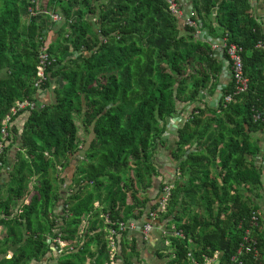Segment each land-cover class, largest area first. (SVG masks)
Segmentation results:
<instances>
[{"label": "trees", "instance_id": "obj_1", "mask_svg": "<svg viewBox=\"0 0 264 264\" xmlns=\"http://www.w3.org/2000/svg\"><path fill=\"white\" fill-rule=\"evenodd\" d=\"M193 5L195 25H186L188 32L182 33L167 0H0V72H5L0 74V141L2 122L18 100L43 101L39 109L13 116L9 128L0 171L9 169L10 147L18 151L10 187L0 193V226L7 230L0 250L20 248L0 264H22L51 252L41 235L52 236L57 229L53 172L82 151L75 116L94 138L84 152L79 189L69 198L60 233L67 242L79 237L81 244L60 264H86L87 259L110 264L104 227L118 230V253L124 264H134L137 240L128 239L119 225L143 218L148 201L139 196L141 188L152 186L154 150L178 103L197 102L201 90L216 88L222 65L211 45L195 35L200 28L213 32L216 25L228 43L243 48L249 88L230 103L221 99L216 108L209 107L212 116L194 107L178 127L176 161L195 143L203 150L180 163L189 181L174 185L163 222L172 220L169 226L175 224L184 237L167 235L171 250L161 257L167 264H206L219 255L220 264H234L251 227L249 194L258 195L263 187L262 172L249 161L259 151L251 133L264 129L263 22L251 12L250 0H193ZM51 12L61 21L52 20ZM42 46L51 64L44 83L36 85ZM234 89L232 77L223 95ZM22 117L24 126L16 129ZM33 181L36 194L12 216ZM198 206L202 213L194 214ZM84 222L89 227L82 234ZM251 239L259 258L245 253L240 261L264 264L260 227L252 229Z\"/></svg>", "mask_w": 264, "mask_h": 264}, {"label": "crops", "instance_id": "obj_2", "mask_svg": "<svg viewBox=\"0 0 264 264\" xmlns=\"http://www.w3.org/2000/svg\"><path fill=\"white\" fill-rule=\"evenodd\" d=\"M180 3L183 6V15L179 19V26L182 33L188 32L186 29V19L189 17V12L191 5L193 7V14H194V5L193 0H179ZM252 4V13L259 18L260 21L263 22V30H264V0H250ZM216 30L213 32H210L207 28L199 30V34L202 30H205L207 32V36L203 35L200 37L198 33H196V37L199 40H202L204 42H208L213 51L215 57L220 61L222 68L221 72L218 74L216 88L210 90V88H206L205 90H201V94L199 96V101L197 102H179L178 103V110L177 113L173 117L180 116L181 120L177 121L176 126L171 123V119H169V122L166 126V131L162 135L161 139L157 141V146L154 150V156H153V164L157 170V174L153 177V182L151 187L141 188L140 197L142 200L146 199L148 201V205L146 207L145 213L143 215V218L140 221H132L135 224V229H129L128 232V239H136L137 240V246L139 251V257L134 259V264H167V260L165 258H162V255H169L170 251L167 253H163V231L170 229L171 227L175 226L173 223L169 226V221H164V214L160 215L159 218L155 219L154 222V230L147 236H144L142 234L141 229L143 228L145 223L150 222L149 217L150 213L152 211H160V204L163 197V189L167 187L168 185H171L174 187V185L178 182L183 181L184 183L188 182V176L187 174H183L180 170V163L185 160L189 154L196 151H202V146H198V143H195L186 153L185 157L181 161H176L173 156V152L176 149V144L178 142V127L181 126L183 123H185L188 118L190 117V114L194 107H201L204 110H207L204 113L205 116H212V113L208 110L209 107L216 108L218 106L219 102L217 103V99L220 95V93L223 94L222 90L227 84L232 80V75H230L231 71V65L225 62V66L223 61L220 59L221 57V49L223 47L224 38L222 36V30L219 28L218 25H216ZM212 38L211 41L208 38ZM264 46V44H263ZM262 46V47H263ZM225 57L228 59L226 54H224ZM224 68H226L224 70ZM5 72H0L2 75ZM220 86V88H219ZM25 123V119L23 117L21 119H17L14 123V127L17 129H22ZM168 124H170L168 126ZM89 134L90 136H88ZM80 136V134H79ZM84 136L86 138H89V142L85 146V150L88 149L90 142L93 140L94 135L92 132H88L87 130H84ZM252 139L254 142L259 146V151L256 153L254 157H250L249 161H252L257 169L262 172V182L263 187L258 190V195H250L249 197L251 201L248 204H252L253 206H256L258 208L259 213L261 214V223L259 225L260 229L264 232V129L259 130L257 132L251 133ZM81 140V148L83 144H86L83 139ZM202 145V144H200ZM84 149V148H83ZM18 151L17 146L10 147V150L8 152V170H2L0 171V193L6 194L7 190L10 187V171L15 163L16 154ZM85 151L79 152L76 156L71 157L69 164L66 167L58 166L57 171L53 172V176H55L58 180L56 181V188L58 192V201L55 203L54 209H53V220L56 223L57 229L54 230V234L50 236L48 233L42 234L41 238L43 241H47L51 245V252H48L46 255L41 256L37 259H32L29 261H25L22 264H60V261L64 258H66L68 255L74 253L79 247V241L80 238L73 239L69 242L65 241L62 237L61 233V227L63 226V217L66 216V213L69 209V198L72 197L74 194L78 192V186L76 185L77 179H79L82 175V173L79 171L81 167V163L84 159V153ZM219 163V161H218ZM218 171L219 168L217 167ZM213 171L217 170L213 169ZM215 175V174H214ZM216 176V175H215ZM37 177H35L34 180H36ZM35 182L33 181L30 185V195H27L25 199L20 201L18 205L14 208V213L12 216L18 215V213H22V207L23 205H28L32 199V197L36 194L35 190ZM163 187V188H162ZM105 199V197H104ZM130 202V201H129ZM159 205L156 210L153 209L154 206ZM99 204H96V207H98ZM217 207V206H216ZM153 209V210H152ZM194 214H200L202 213V209L200 206L195 207ZM65 212V213H64ZM166 213V212H165ZM103 217V216H102ZM100 224H104L103 221L100 222ZM85 225V222H84ZM104 230L107 232V228L104 227ZM160 230V236L156 234V231ZM82 233V231H81ZM7 236V230L5 227L0 226V241L3 240V238ZM107 238V237H106ZM63 242V243H62ZM20 245H15L7 248V250H0V263L4 260H10L14 257V255L19 250ZM91 250H94V247L91 248ZM219 258V256H218ZM218 261V259L209 260L207 264H215ZM117 264H124V260L121 254L118 253L116 258ZM86 264H95L94 262H91L87 259Z\"/></svg>", "mask_w": 264, "mask_h": 264}, {"label": "built area", "instance_id": "obj_3", "mask_svg": "<svg viewBox=\"0 0 264 264\" xmlns=\"http://www.w3.org/2000/svg\"><path fill=\"white\" fill-rule=\"evenodd\" d=\"M169 4V9L170 11L176 15L182 17L183 15V6L180 3L179 0H167ZM52 20L56 22H60L62 19V16L59 13H53L51 12ZM179 18V17H178ZM186 25L194 26L195 21L192 20V17H188L186 19ZM196 33H199V30L196 31ZM262 42L258 43V46H261ZM223 48L225 49V52L228 56V59L230 61L231 65V71H232V77L235 82V89L232 93L224 94L222 95V101L227 104L230 103L234 100V96L239 95L241 93H244L248 90L249 88V78L245 74L244 71V60H243V48L236 44V43H228L226 38H224L223 42ZM51 55L48 53L47 49L45 46H42L40 49V54H39V65L37 67V82L36 85H41L44 83V81L47 78V67L49 64H51ZM41 103V102H39ZM35 100H30V99H25V100H18L15 105L11 108L10 113L6 116V118L2 122V129H1V141H0V168L4 167V162L2 160L5 150L8 146V137H9V128L11 125L12 117L27 110H35L39 109L40 107L43 106V103L39 104ZM174 187L171 185H168L163 189V197H162V202L160 204L161 208L160 211H152L150 213V217L148 220L150 222L145 223L143 228L141 229L142 234L144 236L149 235L155 228L154 222L156 221L155 219L159 218L160 215H163L167 211V206L171 198V193L173 191ZM249 207L251 208V216H250V224L251 227L246 230L244 236H243V241L240 244V247L238 249L237 254L232 258V262L234 264H244L243 262L240 261V256H242L245 253H253L255 258L258 259L260 252L259 249L257 248V242L254 239H251L252 235V229L259 227L261 223V214L259 213L258 210L254 209V206L252 204H248ZM105 218V223L109 224L110 220L107 215L104 216ZM89 227V224L85 222V225L83 224V229H82V234H84V230ZM135 224L134 222L130 223H120L119 225V231L126 232L129 229H135ZM171 229V230H170ZM170 229L164 230L163 233V248L162 250L165 252H169L171 250V242L166 238L167 235L169 234H174L175 236H181L182 238L184 235L181 232H177L176 227L173 226ZM109 231L107 235V239L109 242V247H110V259L111 263L110 264H117L116 263V258L118 255V244L116 241V235L118 233V230L116 229H108ZM63 243V242H62ZM219 255H216L214 259H218ZM189 257L192 258V255L189 254ZM212 259V260H214ZM208 263V262H207ZM206 263V264H207ZM197 264V263H195Z\"/></svg>", "mask_w": 264, "mask_h": 264}, {"label": "water", "instance_id": "obj_4", "mask_svg": "<svg viewBox=\"0 0 264 264\" xmlns=\"http://www.w3.org/2000/svg\"><path fill=\"white\" fill-rule=\"evenodd\" d=\"M193 7H192V5H191V8H190V12H189V17H192V15H193ZM198 35L200 36V37H202L203 35H205V36H207V32L205 31V30H202L201 31V33L199 34L198 33ZM210 41H211V39L212 38H208ZM225 49L222 47V49H221V57H220V59L223 61V63H224V66H225V62H227L228 64H230V61H229V59H227L226 57H225ZM226 68H224V70H225ZM232 75V72L230 73V75L229 76H231ZM219 88H220V86H219ZM222 93H220V95H219V97H218V99H217V103L219 102V100L222 98ZM111 106V104L108 106V107H110ZM181 120V117L180 116H177V117H172L171 118V123L173 124V125H175L176 126V123H177V121H180ZM170 124H168V126H169ZM156 234H158L159 236H160V230H158V231H156ZM215 264H220V261L218 260Z\"/></svg>", "mask_w": 264, "mask_h": 264}, {"label": "rangeland", "instance_id": "obj_5", "mask_svg": "<svg viewBox=\"0 0 264 264\" xmlns=\"http://www.w3.org/2000/svg\"><path fill=\"white\" fill-rule=\"evenodd\" d=\"M184 13V12H183ZM176 16V15H175ZM181 16V15H180ZM180 16H176V17H179V19L181 18ZM54 33L52 34L51 33V35H50V37H49V39L51 40H53V37H54ZM51 93V92H50ZM51 96H54V93H51ZM41 103H43V101H41ZM75 120H76V123H77V125L79 126L78 127V129H79V134H80V136H79V139H80V137H81V139H83V141L86 143V144H83V146H82V151H83V148H84V151H85V146L87 145V143L89 142V138H86V136H84V127H82L83 125H82V120H81V118L79 117V116H75ZM86 131V130H85ZM88 136H90L89 134H87ZM81 141V140H80ZM82 153H84V152H82ZM212 172L216 175V171H213V169H212Z\"/></svg>", "mask_w": 264, "mask_h": 264}]
</instances>
